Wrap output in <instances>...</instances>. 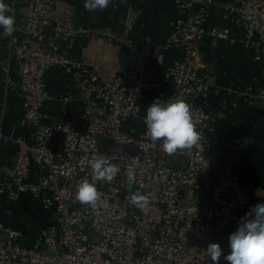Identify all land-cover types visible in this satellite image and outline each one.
I'll use <instances>...</instances> for the list:
<instances>
[{"label":"built area","instance_id":"1","mask_svg":"<svg viewBox=\"0 0 264 264\" xmlns=\"http://www.w3.org/2000/svg\"><path fill=\"white\" fill-rule=\"evenodd\" d=\"M21 1L22 19L11 37L16 79L8 86L23 103L29 139L8 138L16 152L0 172V195H29L54 219L30 242L0 221V264H209L206 245L217 242L226 250L229 233L255 204L230 168L218 170L210 161L206 132L212 117L191 99L205 102L210 96L209 77L197 65L201 45L235 41L229 29L207 24L215 0H177L179 11L191 15L173 23L170 40L143 60L121 56L111 76L97 63L58 50L56 42L85 33L74 26L64 0ZM221 7L243 31L241 43L264 75V0H232ZM171 50L179 56L167 62ZM52 71L76 89L77 95L69 89L58 98L63 115L65 106H81L72 122L42 118ZM170 96L190 105L200 136L191 148L171 155L152 141L144 124L150 103ZM237 97L248 102L250 94ZM253 98L264 103V84ZM100 154L120 168L110 182L94 181L88 161ZM130 166L134 180L128 178ZM34 167L39 177L33 182ZM83 180L96 184L108 207L78 201ZM136 192L147 194L145 207L130 203ZM220 264H226L222 257Z\"/></svg>","mask_w":264,"mask_h":264},{"label":"crops","instance_id":"2","mask_svg":"<svg viewBox=\"0 0 264 264\" xmlns=\"http://www.w3.org/2000/svg\"><path fill=\"white\" fill-rule=\"evenodd\" d=\"M64 1L72 10L74 26L85 33L66 43L56 42L58 50L76 61L101 65L107 76L114 73L121 56L133 55L143 60L155 53L170 40L173 23L191 15L190 10L179 11L177 0H111L102 11L86 10L85 0ZM231 1L215 0L208 9L207 24L229 29L235 41L217 45L205 41L201 45V61L197 65L209 77L210 96L205 102L195 96L191 99L212 117L210 130L206 132L210 161L218 170L230 168L248 198L260 203L264 202V103L257 102L253 96L264 84V75L261 64L254 61L253 53L241 43L243 31L233 25L229 15L225 16L221 6ZM5 2L14 10L15 24L20 23L22 1ZM12 36H0V172L10 167L16 152L15 144L8 138L14 135L25 141L29 139V128L23 125V103L18 93L8 86V81L16 79ZM178 56L176 50L167 52V62ZM47 79L51 97L42 110L43 120L74 121L81 106L71 103L65 106L63 115L58 102L66 90L77 95L73 82L55 71L49 72ZM240 94H250L248 102L239 99ZM38 177V169L34 167L31 181ZM53 219L54 214L45 212L29 195L18 198L0 195V221L19 230L22 242L32 241Z\"/></svg>","mask_w":264,"mask_h":264},{"label":"clouds","instance_id":"3","mask_svg":"<svg viewBox=\"0 0 264 264\" xmlns=\"http://www.w3.org/2000/svg\"><path fill=\"white\" fill-rule=\"evenodd\" d=\"M110 2L111 0H85V8L88 11H102ZM0 29V36L3 37L12 36L15 31L14 10L5 0H0ZM144 124L152 141H159L162 150L169 155L191 148L200 139L192 122L190 105L179 96L155 98L146 110ZM88 163L94 181L110 182L120 171V168L103 154L92 155ZM135 163L133 161V165ZM128 178L135 179L132 166L129 168ZM76 198L93 209L98 207V202L103 207H108V201L101 200V193L96 184L88 180L78 184ZM130 203L143 208L148 203V196L140 192L133 193L130 195ZM227 239L226 250L217 242H209L206 245L204 252L209 264H220L221 257L226 264H264V202L255 203L240 218Z\"/></svg>","mask_w":264,"mask_h":264}]
</instances>
